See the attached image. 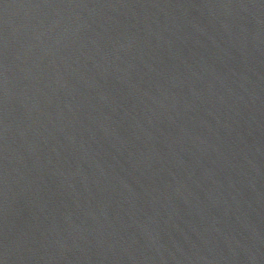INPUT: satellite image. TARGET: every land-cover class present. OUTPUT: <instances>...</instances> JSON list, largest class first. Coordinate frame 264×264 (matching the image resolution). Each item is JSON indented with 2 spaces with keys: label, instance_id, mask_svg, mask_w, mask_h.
<instances>
[{
  "label": "water",
  "instance_id": "obj_1",
  "mask_svg": "<svg viewBox=\"0 0 264 264\" xmlns=\"http://www.w3.org/2000/svg\"><path fill=\"white\" fill-rule=\"evenodd\" d=\"M0 264H264V0H0Z\"/></svg>",
  "mask_w": 264,
  "mask_h": 264
}]
</instances>
